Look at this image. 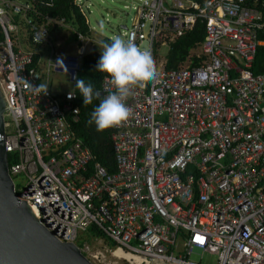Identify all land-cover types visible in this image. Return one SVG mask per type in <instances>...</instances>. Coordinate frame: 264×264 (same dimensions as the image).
I'll return each instance as SVG.
<instances>
[{
    "label": "built area",
    "instance_id": "obj_1",
    "mask_svg": "<svg viewBox=\"0 0 264 264\" xmlns=\"http://www.w3.org/2000/svg\"><path fill=\"white\" fill-rule=\"evenodd\" d=\"M38 1L0 0L8 170L38 222L93 264H203L190 260L195 249L216 264H264V72L252 71L264 47V0H138L124 37L139 46L149 22L158 75L134 87L131 117L110 127L111 174L70 125L81 58L103 44L72 30L75 52L71 44L57 52L56 31L68 24L39 21ZM198 20L203 42L166 68L156 50ZM55 73L68 83H53ZM41 83L46 94L32 87ZM100 90L115 91L110 76ZM83 236L91 241L79 245Z\"/></svg>",
    "mask_w": 264,
    "mask_h": 264
},
{
    "label": "trees",
    "instance_id": "obj_2",
    "mask_svg": "<svg viewBox=\"0 0 264 264\" xmlns=\"http://www.w3.org/2000/svg\"><path fill=\"white\" fill-rule=\"evenodd\" d=\"M36 10L39 13V21H43L45 16L54 19H63L65 23L72 27V30L80 32L84 37H91V30L87 19L81 8L75 3V0H42L35 3ZM58 27V26H57ZM53 30V27H50ZM204 23L198 20L193 29L186 32L182 37L177 38L169 44L168 52L165 57L166 68H177L186 62L191 51L198 47L204 40ZM112 40L103 38L100 43H111ZM102 46L94 45L92 50L81 58L77 78L84 79L85 83H92L95 89L100 90L101 80L107 73L99 72L96 68L101 56ZM199 58L195 57L193 65L199 63ZM252 71L254 73L264 72V47L257 48L256 56L253 62ZM76 78V79H77ZM76 92V104L78 106V119L70 123L76 136L89 148L93 155L94 162L102 165L108 173H114L116 170L115 155L111 141V129L103 131L97 130L95 123H89L91 113L99 105V99H94L91 104H83V96L74 83ZM100 99H103L101 94ZM12 163V156L9 157ZM80 245V242H78Z\"/></svg>",
    "mask_w": 264,
    "mask_h": 264
},
{
    "label": "water",
    "instance_id": "obj_3",
    "mask_svg": "<svg viewBox=\"0 0 264 264\" xmlns=\"http://www.w3.org/2000/svg\"><path fill=\"white\" fill-rule=\"evenodd\" d=\"M148 27L149 22L146 21L139 45L145 49ZM121 28L126 29L127 26L122 24ZM5 109L6 100L0 88V264H93L77 245L62 242L44 228L26 201L14 191L5 144ZM150 264L170 263L151 259Z\"/></svg>",
    "mask_w": 264,
    "mask_h": 264
},
{
    "label": "clouds",
    "instance_id": "obj_4",
    "mask_svg": "<svg viewBox=\"0 0 264 264\" xmlns=\"http://www.w3.org/2000/svg\"><path fill=\"white\" fill-rule=\"evenodd\" d=\"M101 53L96 68L99 72L109 74L115 91L100 99L101 92L92 83L86 84L84 79H76V87L83 96L84 105L91 104L94 99L100 101L89 120L90 124L95 123L99 131L127 121L132 115L127 100L133 95L134 87H143L148 82L155 83L158 75L152 52L138 46L131 35L114 37L111 43L103 44ZM32 87L37 92L47 93L48 87L44 83ZM73 95L70 93L69 98Z\"/></svg>",
    "mask_w": 264,
    "mask_h": 264
},
{
    "label": "rangeland",
    "instance_id": "obj_5",
    "mask_svg": "<svg viewBox=\"0 0 264 264\" xmlns=\"http://www.w3.org/2000/svg\"><path fill=\"white\" fill-rule=\"evenodd\" d=\"M81 11L89 26L92 28L91 37L100 42L103 38L113 39L116 36L124 37L125 29L121 28L125 24L128 28L131 27L133 20L136 17V6L138 0H79ZM65 39L67 42H65ZM55 42L61 43L56 49L57 52H63L67 44L72 45V52H75L73 45L72 27L63 26L56 31ZM167 46H161L156 50V54L160 60H164L168 52ZM53 83L58 81L67 82V77L64 74H51ZM25 181L23 177L15 179V186L20 189L24 187ZM91 241L90 236L79 238V242ZM110 258V257H109ZM113 260V259H112ZM190 260L203 264H216V256L209 253H203L199 249H195L190 255ZM120 264H128L125 260L119 261Z\"/></svg>",
    "mask_w": 264,
    "mask_h": 264
},
{
    "label": "bare ground",
    "instance_id": "obj_6",
    "mask_svg": "<svg viewBox=\"0 0 264 264\" xmlns=\"http://www.w3.org/2000/svg\"><path fill=\"white\" fill-rule=\"evenodd\" d=\"M116 254H118V251H116ZM120 256H121V258H127L128 257V255H124V254H122Z\"/></svg>",
    "mask_w": 264,
    "mask_h": 264
}]
</instances>
